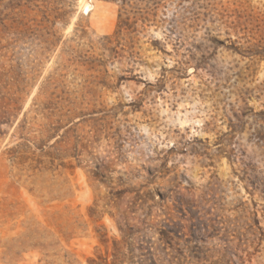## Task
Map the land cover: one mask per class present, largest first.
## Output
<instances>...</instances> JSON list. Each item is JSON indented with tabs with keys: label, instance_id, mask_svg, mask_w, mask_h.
Instances as JSON below:
<instances>
[{
	"label": "rangeland",
	"instance_id": "obj_1",
	"mask_svg": "<svg viewBox=\"0 0 264 264\" xmlns=\"http://www.w3.org/2000/svg\"><path fill=\"white\" fill-rule=\"evenodd\" d=\"M0 0V264H264V0Z\"/></svg>",
	"mask_w": 264,
	"mask_h": 264
},
{
	"label": "bare ground",
	"instance_id": "obj_2",
	"mask_svg": "<svg viewBox=\"0 0 264 264\" xmlns=\"http://www.w3.org/2000/svg\"><path fill=\"white\" fill-rule=\"evenodd\" d=\"M79 8L82 11L90 13L92 11V5L89 0H78Z\"/></svg>",
	"mask_w": 264,
	"mask_h": 264
}]
</instances>
